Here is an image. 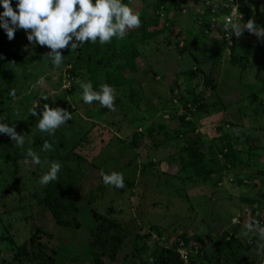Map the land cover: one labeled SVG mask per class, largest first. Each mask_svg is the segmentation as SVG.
I'll use <instances>...</instances> for the list:
<instances>
[{"label": "rangeland", "instance_id": "1", "mask_svg": "<svg viewBox=\"0 0 264 264\" xmlns=\"http://www.w3.org/2000/svg\"><path fill=\"white\" fill-rule=\"evenodd\" d=\"M158 1L123 0L142 25L122 40L88 43L95 53L91 69L70 47L57 69L49 48L30 44L23 30L9 41L3 29L0 122L15 126L25 144L17 147L0 134V264H28L14 260L24 245L44 248L56 264H93L94 211L112 221L104 245L97 242L106 264H156L155 247L176 244L185 264H264L258 247L264 242L244 234L253 219L264 226V39L245 30L229 43L222 28L234 7L240 23L254 19L264 27V0H172L164 27L145 38L143 18L156 17ZM126 48L139 57L137 68L124 69L126 85L115 88V111L85 104L77 80L99 91L104 70L126 65ZM7 80L15 99L5 90ZM37 102L41 115L48 103L72 112V119L54 135L43 133L40 117L30 112ZM45 140L52 150L42 151ZM29 148L40 164L31 162ZM52 162L62 165L58 179L41 186ZM101 170L122 173L125 187L106 186ZM45 199L61 209L67 226L38 205ZM136 238L142 250L134 251ZM113 254L117 259H109Z\"/></svg>", "mask_w": 264, "mask_h": 264}, {"label": "clouds", "instance_id": "2", "mask_svg": "<svg viewBox=\"0 0 264 264\" xmlns=\"http://www.w3.org/2000/svg\"><path fill=\"white\" fill-rule=\"evenodd\" d=\"M0 6L3 8V12H0V28L5 30L8 40L15 38L17 30L25 31L30 44L50 49L46 56L57 69L64 60L62 50L70 47L71 52H75L84 44H95L97 41L101 45L110 44L114 38L122 40L130 30L142 25L140 13L123 0H17L15 9L12 0H0ZM260 11L264 12V7H261ZM222 28L228 34L226 38L229 43L233 35L240 38L245 30L256 35L258 39H264V27L257 25L254 19L240 23L236 7L225 17ZM37 83L43 85L44 78L41 77ZM77 83L82 89L81 98L85 104L99 102L102 107L115 111L114 87L105 83L96 91L91 82L77 80ZM10 95L13 99L16 98L15 89ZM41 97L48 99L47 96ZM38 108L39 102L33 105L31 115L40 117L37 127L49 135H54L61 126L72 119V112L62 107H52L44 103L42 115L37 111ZM0 134L9 136L17 147L22 148L25 144V135L18 133L15 126L0 122ZM52 148V144L45 140L42 151H50ZM27 156L31 157L32 163H41L39 155L31 148L28 149ZM61 167L59 162H52L49 170L40 178L39 184L46 186L57 180ZM100 175L106 186L125 187L122 173L113 171L108 174L101 170ZM256 215L259 216V213ZM232 222L238 221L234 217ZM244 227L245 235L258 234L260 241L264 242V226L258 219L247 222ZM248 242L251 244L252 240L249 239ZM258 247L264 248V243H258Z\"/></svg>", "mask_w": 264, "mask_h": 264}, {"label": "trees", "instance_id": "3", "mask_svg": "<svg viewBox=\"0 0 264 264\" xmlns=\"http://www.w3.org/2000/svg\"><path fill=\"white\" fill-rule=\"evenodd\" d=\"M172 0H159L158 3L156 4L155 8L153 9V12L155 13V18L154 19H150L149 21H147V17H144L143 20L145 21V24L141 30V33L143 35V37L145 38H151L153 36L151 29L155 28L158 29L160 27H164V23L162 22V15L167 17V15L169 14V6L171 5ZM0 12H3V8L2 6H0ZM231 12V11H230ZM230 12H226V14L229 15ZM157 14V15H156ZM226 16V15H225ZM221 17V16H220ZM221 22L222 18H220ZM206 23V22H205ZM204 22L202 23V25L204 24L205 27H207V25ZM18 31V30H17ZM203 32V30H202ZM225 36H227L228 34L225 32L224 34ZM5 37V33L3 28H0V43H2V41L4 40ZM231 42L236 43V37L233 35L231 38ZM78 50L81 52V54H83L84 56H86L87 58V68L91 69L94 59H95V53L90 49L88 43L84 44L81 48H78ZM122 56L124 57V59L126 60V65L122 66L120 68H116L113 71H107L104 70V83L109 84L110 86L114 87V88H120L126 85L127 83V79L124 76V69L127 70V68L131 71V69H135L137 68L136 66V61L139 57V54L137 52V50L135 48H126L124 50H122ZM69 73H73L71 71H69ZM93 76H97V73L94 71V75ZM96 77L94 78V82L97 83V79ZM206 85L212 89L216 88V85L214 84V82L212 81V79H208L206 82ZM12 89V84L9 80L5 81V90L6 92L11 91ZM33 118H37L36 116H34ZM31 118V119H33ZM182 122L185 123L186 122V116H183L182 118ZM30 124H32V120H30ZM188 125H190L192 127L191 122H188ZM190 131H195L194 127H192V129ZM178 137H183L182 135H178ZM155 148H161L159 145H155ZM38 205L46 208L47 210H49V212L53 215V217L55 218L56 223L61 224L63 226H67L68 222H66L63 219V216L61 214V209L60 208H56L53 205H51V202H48L47 199L40 201L38 203ZM71 207L75 208V204L72 203ZM63 213H68V210H66ZM93 216L95 218V221L97 223V231L95 232L94 236H93V242L91 243V247L92 249L95 251V256L93 259V264H106V262H104V257L105 253H103L104 251H99L101 249V247L97 246V242L101 241V244H103V237L104 235L109 232L111 225H112V221L111 218L109 216V214L106 215H99L96 211L93 212ZM118 236L112 237L108 242L110 244V242L112 244H110L111 246L115 244V242L118 240L117 238ZM146 237V239H149L150 236L149 234L144 236ZM122 243L121 238L119 239V244ZM222 240L220 241V245L219 247H223L221 246ZM228 245L231 247L233 246L232 243H228ZM109 247V246H107ZM107 247H105L103 250H105ZM143 245L140 242V238H136L135 242L133 244V248L134 251L139 250V249H143L142 248ZM118 248H114V251H117ZM148 250V247H147ZM178 250V244L175 245L174 249L171 248H157L155 247V251H154V256H153V262L156 264H185L184 261L181 259L180 255L177 252ZM53 254H48L46 252V250L44 248H38V249H33V248H28L26 245L20 247V251L18 253L15 254L14 260L18 261V262H25L28 264H56V258L53 257ZM109 259L114 260L117 259V255L113 254L109 257ZM124 260V259H123Z\"/></svg>", "mask_w": 264, "mask_h": 264}, {"label": "built area", "instance_id": "4", "mask_svg": "<svg viewBox=\"0 0 264 264\" xmlns=\"http://www.w3.org/2000/svg\"><path fill=\"white\" fill-rule=\"evenodd\" d=\"M182 246H183V244H182ZM183 252L184 251H180L179 253H180L182 259H184L186 261L187 260V255L183 254Z\"/></svg>", "mask_w": 264, "mask_h": 264}]
</instances>
